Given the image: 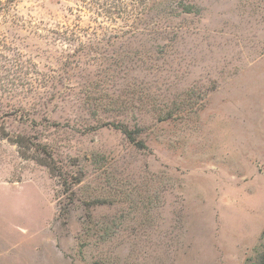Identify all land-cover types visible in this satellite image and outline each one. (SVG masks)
<instances>
[{
	"label": "rangeland",
	"instance_id": "374dc122",
	"mask_svg": "<svg viewBox=\"0 0 264 264\" xmlns=\"http://www.w3.org/2000/svg\"><path fill=\"white\" fill-rule=\"evenodd\" d=\"M263 228L264 0H0V264H257Z\"/></svg>",
	"mask_w": 264,
	"mask_h": 264
},
{
	"label": "trees",
	"instance_id": "16d2710c",
	"mask_svg": "<svg viewBox=\"0 0 264 264\" xmlns=\"http://www.w3.org/2000/svg\"><path fill=\"white\" fill-rule=\"evenodd\" d=\"M15 144H17L19 147H25V145L22 144V142H20L19 140H15ZM44 164L50 169L51 172H54L55 171L54 170V166H52L50 164H46V163H44ZM261 238L264 239V228H263V230L261 232ZM257 264H264V246H263V249L261 250L260 254L258 255Z\"/></svg>",
	"mask_w": 264,
	"mask_h": 264
}]
</instances>
